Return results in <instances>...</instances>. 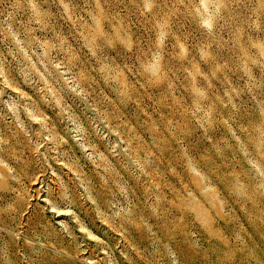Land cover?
Here are the masks:
<instances>
[{"label":"rangeland","instance_id":"rangeland-1","mask_svg":"<svg viewBox=\"0 0 264 264\" xmlns=\"http://www.w3.org/2000/svg\"><path fill=\"white\" fill-rule=\"evenodd\" d=\"M0 264H264V0H0Z\"/></svg>","mask_w":264,"mask_h":264}]
</instances>
